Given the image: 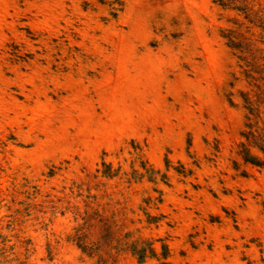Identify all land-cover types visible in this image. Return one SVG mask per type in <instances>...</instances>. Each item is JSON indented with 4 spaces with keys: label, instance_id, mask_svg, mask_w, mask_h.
<instances>
[{
    "label": "rangeland",
    "instance_id": "rangeland-1",
    "mask_svg": "<svg viewBox=\"0 0 264 264\" xmlns=\"http://www.w3.org/2000/svg\"><path fill=\"white\" fill-rule=\"evenodd\" d=\"M234 21L263 54L214 0H0V264H264Z\"/></svg>",
    "mask_w": 264,
    "mask_h": 264
},
{
    "label": "trees",
    "instance_id": "trees-1",
    "mask_svg": "<svg viewBox=\"0 0 264 264\" xmlns=\"http://www.w3.org/2000/svg\"><path fill=\"white\" fill-rule=\"evenodd\" d=\"M214 1L224 7H230L242 13L243 17L250 23L261 28L264 27L263 21L256 22L254 17L251 16V7L248 5L247 0ZM234 23L236 25L222 29L221 35L233 50L240 73L247 82V89L240 91L245 108V121L240 131V137L236 142L235 154L243 163L264 168V53H261L263 47L254 45L252 33L249 32V25L244 31L241 27L242 22L234 21ZM259 40L264 42L263 39ZM232 161L233 166L238 168V160L234 158ZM101 164L102 175L112 177L118 173V169H114L111 163L102 161ZM145 171L152 172L149 173L150 178L154 179L156 177L153 174V168L145 167ZM242 171L245 172L244 169ZM165 178L164 174L160 177L161 180H165ZM72 239L84 251L93 252L97 248L95 243L89 244L85 242L80 234L74 235ZM130 249L139 259L155 254L154 246L145 240H133ZM162 254L164 257L168 255V248L164 243L162 244Z\"/></svg>",
    "mask_w": 264,
    "mask_h": 264
}]
</instances>
